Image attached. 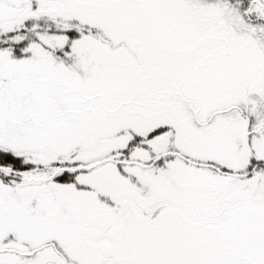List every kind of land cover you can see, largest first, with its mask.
I'll use <instances>...</instances> for the list:
<instances>
[{"label":"snow or ice","instance_id":"snow-or-ice-1","mask_svg":"<svg viewBox=\"0 0 264 264\" xmlns=\"http://www.w3.org/2000/svg\"><path fill=\"white\" fill-rule=\"evenodd\" d=\"M0 264H264V0H0Z\"/></svg>","mask_w":264,"mask_h":264}]
</instances>
